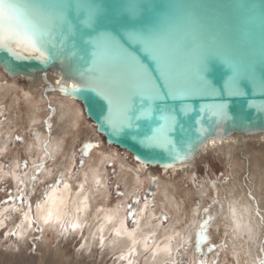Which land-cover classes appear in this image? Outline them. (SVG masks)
I'll return each instance as SVG.
<instances>
[{"label": "water", "instance_id": "obj_1", "mask_svg": "<svg viewBox=\"0 0 264 264\" xmlns=\"http://www.w3.org/2000/svg\"><path fill=\"white\" fill-rule=\"evenodd\" d=\"M24 2L37 10L63 6V20L42 45L47 60L17 59L0 49V68L11 78L52 72L64 84H81L78 93L70 87L61 93L81 103L106 147L143 173L161 179L183 166L197 167L203 147L218 139L264 138V0ZM99 47L105 75L134 76L127 53L157 86L162 82L151 53L177 52L169 68L174 94L157 97L146 78L134 76L128 115H113L121 126L114 131L107 102L87 90L90 74L81 75ZM168 164L175 167L166 169Z\"/></svg>", "mask_w": 264, "mask_h": 264}, {"label": "bare ground", "instance_id": "obj_2", "mask_svg": "<svg viewBox=\"0 0 264 264\" xmlns=\"http://www.w3.org/2000/svg\"><path fill=\"white\" fill-rule=\"evenodd\" d=\"M1 71L3 70L1 69ZM1 71L0 78L5 80L3 83L5 85H2L0 80V117L7 113L9 118L7 123L0 125V151L6 150L10 146L11 139L16 133L15 128H19L28 122L29 129L33 128L38 133L37 139L28 144L31 154L39 153L42 142L48 140L52 135L50 141L52 151L56 157L60 154H63L64 157L62 165L58 164L60 167H57L60 170L64 168L67 187L64 185L60 189L56 186L42 202L43 207L34 208V212L25 217V225L20 230L22 243H25V236L34 232L35 221L44 234L59 229L65 221H68L72 230L77 234L82 232L81 230L85 225H89L91 242H105L112 235V239L107 243L109 249H126L132 254L146 251L148 249L146 245L148 237L152 236L151 234L157 227L159 228L158 225L156 227L152 223V219L156 215H150L147 219L145 212H143L147 207H144L139 212L138 228L131 232L128 230L124 217V208L119 209L118 206H115L112 210L107 209L109 195L106 188L107 165L109 163L116 161L119 163V180L126 185V197L133 195L135 190L145 186L146 181L140 179V176L145 173L138 170L134 163H126L124 158L117 155L118 151L115 148L107 147L106 152L98 155L93 154L79 178L72 180L71 176L76 163L75 146L81 141V136H88L91 131L90 125L87 124L86 126V123L84 125L86 115L83 106L58 90L60 87L57 84L59 77L52 72L47 73L44 77L39 76L32 79L11 78L4 71L3 73ZM23 84L28 87L26 92L23 90ZM49 108L54 114L51 120H47L45 117ZM23 112L24 114H22ZM93 127L96 131L94 125ZM101 137L103 138V136ZM211 155L232 171L231 180L225 186L228 191L227 198L224 190L218 186L219 190L222 191L224 204L219 203L217 208L220 210L222 206L223 216L226 215L231 220L230 238L234 243V248H237L238 254L240 252L245 253L250 258L255 259L260 256L259 246L264 240V223L259 216L253 217V210L257 208V205L264 209V138L218 139L207 143L199 153L198 158L202 160ZM194 168V164L183 166L179 171L168 174L169 178L161 183L159 191L158 202L161 207L173 210V213L186 211V200L182 199L180 186L176 180H182L184 177L191 178L193 170L196 169ZM243 177L246 181L248 179L252 181L249 184L253 190L255 187L252 195L251 190L246 192L244 190L245 185H241L240 179ZM97 186L101 187L100 191ZM209 188V186L205 187L202 196H208ZM189 195H194L193 191H189L184 196L188 198ZM49 213L51 216L48 215ZM191 214V222L197 227L203 219V209L201 207L194 208ZM73 224L77 227L73 228ZM194 228L191 227L186 232L185 237L188 240L195 237L193 236V233L196 232ZM170 236L167 240L165 238L163 243L157 244L154 255L150 257L151 264H159L169 258L171 259L174 248L170 243L172 234ZM179 236L181 237V235ZM157 255L161 259H156Z\"/></svg>", "mask_w": 264, "mask_h": 264}, {"label": "rangeland", "instance_id": "obj_3", "mask_svg": "<svg viewBox=\"0 0 264 264\" xmlns=\"http://www.w3.org/2000/svg\"><path fill=\"white\" fill-rule=\"evenodd\" d=\"M0 80L2 85H5L3 84L5 80L2 78ZM27 88L24 85V92L27 91ZM46 115L47 120H51L54 116L50 108L47 110ZM8 118L7 113L3 114L0 117V125L7 123ZM84 120V125L85 123L86 126L87 124L90 125L91 131L88 136H81V141L75 146L76 163L71 176L72 180L79 178L93 154L98 155L106 152L109 148L105 146L103 138L97 134L92 123L86 117H84ZM27 124L28 122H25L21 127L15 128L16 133L11 139L10 146L6 150L0 151V201L8 199L7 193H11L13 197L23 196L26 204L31 205L30 211L27 207L19 204L16 207L20 208V211H13L12 205H0V264H151L150 257L154 255L157 244L163 243L165 238L167 240V238L171 237L170 234H172L170 243L174 251L171 254V259L169 258L159 264H200L201 255L196 253L193 247L195 237L189 240L185 237L189 228H194L195 226L194 231H196L195 229L198 227L191 222V211L198 207L203 209L202 221L209 217L215 218L211 222L207 234L211 239V244L205 239L201 245L204 250L203 254L207 257L210 264L214 260H219V264H261V261H264V240H262L259 246L260 256H257L255 259L250 258L245 253L240 252L241 254H238L237 248H234V243L230 238L231 220L226 215L223 216V211L217 208L218 204L216 203V197L219 194V201L221 204H224L222 199L223 194L218 186H221L227 198L228 191L225 186L231 180L232 171L224 167L213 155L203 158L205 160L203 161L202 159L197 164L196 169L194 168L195 171L193 170L192 172L193 175L191 178L184 177L182 180H176L180 186V195L182 199L186 200L187 207L186 211H177L175 213H173V210L161 207L158 202L161 183L167 181L169 178L168 175L158 179L154 175L142 174L140 179L145 180L146 184L133 192L141 199V203L137 206L132 202V194L126 197V185L119 180V163L116 161L107 165L108 179L106 188L109 195L107 209L112 210L115 206H118L119 209L124 208V217L128 230L131 232H134L138 228V224L133 225L131 218L128 216L126 207L128 204H133V208L137 212V219H139V212L144 207H147L143 211L147 219L150 215H156L152 219V223L156 227L158 225L159 228L157 227L158 229L156 228V231H153L152 236L148 237L146 244L148 249L142 253L135 252L132 254L126 249H109L107 243L112 239V235L105 242H91L89 225H85L81 230L82 232L77 234L72 230L68 221H65L59 229L52 230V233L49 231L47 234H44L38 228L35 221L36 228L34 232H30L25 236V243H22L23 241L20 240V230L25 225V216L23 213L27 212L28 214H32L34 208H37L38 204H42L49 192L56 187L58 177L64 169L62 168L60 170L58 168L64 162L63 154H60V157H56L50 147L52 135L48 140L42 142L39 153L34 152L31 154L28 149V144L37 139L38 133L33 128L29 129ZM17 137L21 139H17ZM84 143L99 144L100 147L89 150V155L83 157V168L79 169V175H75L81 160L80 149ZM118 154H121V152L119 151ZM25 163L27 164V170L23 167ZM38 165L43 166L42 170ZM63 171L65 175V170ZM33 177L34 180L31 179ZM154 180L157 183H154ZM247 181L244 177L240 179L241 185H245L246 187L244 190L246 192L251 190L252 195L255 187L253 190L249 186L252 181L250 180L248 183ZM65 184L66 178L64 177V184H60L58 188L62 189ZM204 186L210 187L209 194L206 197L202 196V192L205 189ZM100 188L97 186L99 191ZM189 191H193L194 195H189L188 199L184 195ZM120 193H125V195H120ZM153 193L155 194L154 196L152 195ZM205 209L208 210L207 216L205 215ZM261 209L257 205V208L253 210V217L259 216L264 223V209ZM219 212L221 213L219 214ZM165 215L168 217L167 221L163 219ZM193 234L195 236V233ZM213 246L216 248V251L209 252V248ZM235 251L236 254H234ZM156 259H161V257L157 255Z\"/></svg>", "mask_w": 264, "mask_h": 264}, {"label": "snow or ice", "instance_id": "obj_4", "mask_svg": "<svg viewBox=\"0 0 264 264\" xmlns=\"http://www.w3.org/2000/svg\"><path fill=\"white\" fill-rule=\"evenodd\" d=\"M63 6L49 7L47 9L37 10L24 0H0V49L6 50L12 56L17 59H24L35 56L38 59L47 60L49 57L43 51L42 45L45 42L46 37H50L52 31L60 26L63 20L62 12ZM137 39H147L140 36H134ZM55 47V45H52ZM151 46V42H149ZM128 64L134 69V76H140L146 78L148 84L151 85V90L155 96H169L173 95L177 85H175L169 77V68L176 62L177 52H172L167 55H158L151 53L153 60L159 66V76L156 78L162 83L157 84L152 82V77L147 73V70L143 67L134 56H130L127 53L124 54ZM104 58V52L102 47L97 48L93 53V59L91 66L85 68L81 75L90 74V79L86 82L87 90L96 92L97 95L101 96L108 104V118L107 123L114 131L119 130L121 126H118L116 121L113 119V115L118 113L121 117H127L129 104L128 101L131 98V94L136 91L137 84L134 76H125L121 74L116 75H105V69L102 67ZM94 77V78H91ZM60 85L59 91L68 94V88L70 87L74 93H78L82 90L81 84L71 83L70 85L64 84L61 81H57ZM233 85L229 86L231 91ZM264 88V85H262ZM261 111H264V106L261 107ZM17 139H21L17 137ZM150 139H155V134ZM100 147L99 144L84 143L80 149L81 160L78 166V170L75 175H79V169L83 168L84 160L83 157L89 155V150ZM24 169L27 170V164L23 165ZM42 170L43 166L38 165ZM141 167H146L141 165ZM167 168H174L172 164L164 166ZM34 180V177L31 178ZM157 183V181H153ZM98 183V181H97ZM64 184V174H60L58 177V183L56 186ZM67 187V185H65ZM83 187V185H81ZM8 199L0 201V205H12L13 211H20V208L16 207L17 204L27 207L31 210V205H27L23 196L13 197L11 193H7ZM125 195V193H120ZM155 195L154 193L152 194ZM132 202L135 205L141 203V199L133 194ZM216 203L219 204V194L216 197ZM133 204H128V216L131 218L133 225L139 223L137 219V212L133 208ZM38 207H43L39 205ZM221 206V211H222ZM27 212L23 213L27 217ZM208 210L205 209V215L207 216ZM51 216V213L48 214ZM165 221L168 217H163ZM215 218L209 217L199 223L195 232V239L193 241V247L195 252L201 255L200 264H210L207 257L204 256L202 242L207 239L208 243L211 244V239L207 235L210 229V224ZM73 228L77 225L73 224ZM15 235V233H13ZM227 247V245H225ZM216 251V248L210 247L209 252ZM211 264H219V260H214ZM264 264V261H261Z\"/></svg>", "mask_w": 264, "mask_h": 264}, {"label": "crops", "instance_id": "obj_5", "mask_svg": "<svg viewBox=\"0 0 264 264\" xmlns=\"http://www.w3.org/2000/svg\"><path fill=\"white\" fill-rule=\"evenodd\" d=\"M75 163V162H74Z\"/></svg>", "mask_w": 264, "mask_h": 264}]
</instances>
